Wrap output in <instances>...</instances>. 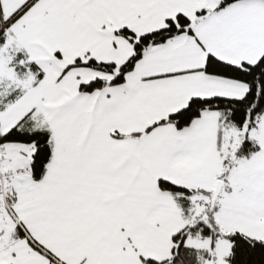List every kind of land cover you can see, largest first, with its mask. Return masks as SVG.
I'll return each instance as SVG.
<instances>
[{
  "label": "snow or ice",
  "instance_id": "1",
  "mask_svg": "<svg viewBox=\"0 0 264 264\" xmlns=\"http://www.w3.org/2000/svg\"><path fill=\"white\" fill-rule=\"evenodd\" d=\"M0 264H264V0H0Z\"/></svg>",
  "mask_w": 264,
  "mask_h": 264
}]
</instances>
